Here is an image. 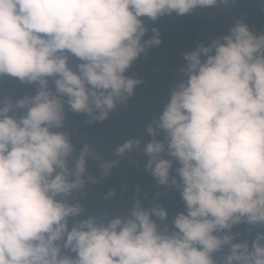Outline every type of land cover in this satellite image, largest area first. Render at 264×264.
<instances>
[{
	"label": "clouds",
	"instance_id": "clouds-1",
	"mask_svg": "<svg viewBox=\"0 0 264 264\" xmlns=\"http://www.w3.org/2000/svg\"><path fill=\"white\" fill-rule=\"evenodd\" d=\"M235 2L0 0V77L37 85L0 101V264H264V33L243 19L183 54L185 78L146 127L144 168L184 204L171 227L160 193L124 215H85L78 196L95 182V154L60 131L66 106L94 123L134 95L141 81L128 71L162 44L156 27L144 38L142 18ZM140 146L129 139L116 154ZM240 224L257 229L251 242L236 241Z\"/></svg>",
	"mask_w": 264,
	"mask_h": 264
},
{
	"label": "trees",
	"instance_id": "trees-1",
	"mask_svg": "<svg viewBox=\"0 0 264 264\" xmlns=\"http://www.w3.org/2000/svg\"><path fill=\"white\" fill-rule=\"evenodd\" d=\"M142 19L149 28L144 38L153 35L151 28L156 27L160 31L162 44L148 49L147 54L134 62L128 71V75L141 81L134 95L118 105L107 120L94 123L88 122L86 114L74 113L66 106V121L60 131L69 133L77 153L88 143L95 154L87 164L88 175L95 182H89L78 196L85 215L106 214L110 218L124 215L130 211L134 198H138L142 206L151 207L153 196L160 193L159 203L168 212V219L161 226L171 227L174 217L184 211V204L178 190L159 186L144 168L147 157L142 151L143 144L152 139L146 135V127L166 104L169 89L185 78L179 71L184 64L183 54L192 50L198 42L207 44L210 39L226 34L237 19H243L257 34L264 33V0H236L227 6L221 4L198 8L183 16L173 13L156 21L146 17ZM69 63L74 68L80 61L70 57ZM50 86L54 88V85ZM36 89L35 84L21 83L11 76L0 77V101L8 97L15 101L26 95H35ZM129 139H139L140 148L132 153L117 155V147ZM157 139H163L162 132ZM109 161L118 163L105 176L100 165ZM177 166L173 161L172 174H175ZM137 186L141 189L139 192L136 191ZM113 190L115 196L106 199L107 194ZM232 231L236 234L237 242H251L257 229L240 224ZM214 256L219 257L220 253Z\"/></svg>",
	"mask_w": 264,
	"mask_h": 264
}]
</instances>
